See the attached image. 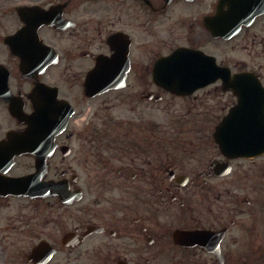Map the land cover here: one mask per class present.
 <instances>
[{
  "label": "flooded vegetation",
  "instance_id": "obj_1",
  "mask_svg": "<svg viewBox=\"0 0 264 264\" xmlns=\"http://www.w3.org/2000/svg\"><path fill=\"white\" fill-rule=\"evenodd\" d=\"M178 50L264 88V0H0V264H264V153Z\"/></svg>",
  "mask_w": 264,
  "mask_h": 264
},
{
  "label": "rangeland",
  "instance_id": "obj_2",
  "mask_svg": "<svg viewBox=\"0 0 264 264\" xmlns=\"http://www.w3.org/2000/svg\"><path fill=\"white\" fill-rule=\"evenodd\" d=\"M183 104V102L182 101H175L174 103H173V105L175 106V107H172V108H170L169 110H167V111H172L174 114L175 113H177L178 112V108H179V106H181ZM202 105H204V107H205V104L203 103ZM199 119L201 118V117H198ZM166 120H167V122H169L170 121V117H166ZM167 126H168V124H167Z\"/></svg>",
  "mask_w": 264,
  "mask_h": 264
},
{
  "label": "water",
  "instance_id": "obj_3",
  "mask_svg": "<svg viewBox=\"0 0 264 264\" xmlns=\"http://www.w3.org/2000/svg\"><path fill=\"white\" fill-rule=\"evenodd\" d=\"M215 71V73H216V70H214ZM218 75V74H217ZM215 77H217V76H215ZM227 124V123H226ZM226 137H227V139L229 140V141H232L233 139L235 140L236 139V136L233 134V133H228L227 135H226ZM262 138H263V142H264V136H262ZM235 143H237V142H235Z\"/></svg>",
  "mask_w": 264,
  "mask_h": 264
}]
</instances>
